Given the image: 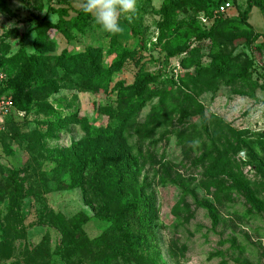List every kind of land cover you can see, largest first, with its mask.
Masks as SVG:
<instances>
[{
	"label": "rangeland",
	"instance_id": "rangeland-1",
	"mask_svg": "<svg viewBox=\"0 0 264 264\" xmlns=\"http://www.w3.org/2000/svg\"><path fill=\"white\" fill-rule=\"evenodd\" d=\"M164 0H136V11L121 20L118 34L104 32L90 19L82 32L71 31L67 37L54 28H46L50 45H42V54L55 58L62 51L76 53L88 46L102 51L103 65L115 55V46L134 51L113 74L106 89L87 91L69 80L58 82L57 93L46 101L53 113L46 116L37 109V100L28 111L12 110L0 128V237L6 251L0 264H151L143 248L137 253L126 250L123 231L109 220L106 202L97 192L95 172L85 169L81 180L73 181L70 167L59 162L56 150L69 148L85 138L78 124L67 123L56 138L46 136L48 119L55 115H76L92 128L113 125L102 111L116 106L117 86H129L142 73L154 77L153 90L179 91L180 104L187 111L165 110L152 117L151 107L158 98L147 102L127 128L125 136L137 155V189L154 204L151 227L156 238L158 264H264V210L236 188L227 176L212 177L205 173L201 154L209 146L204 126L220 143V132L231 128L254 146L242 145L234 155L243 177L257 186V196L264 201V10L254 7L246 19L253 34L249 38L214 33L218 48L231 54L235 63L251 61L249 80H210L206 77L184 86L181 77L193 73L179 65L180 56L168 57L163 50L168 35L161 40V17L158 10ZM217 1V0H215ZM230 8L218 14L216 5L207 11L180 4L178 27L191 18L208 29L218 19L239 23L245 0H226ZM84 0H0V59L16 54L23 47L28 54L37 53L35 39L43 23H56V9L64 8L68 17L83 7ZM243 25V27H247ZM203 63L208 61L210 41L203 42ZM0 73L11 80L15 71L0 62ZM60 75L56 77L59 78ZM64 79V78H62ZM3 84V83H2ZM0 85V87L2 86ZM11 95L10 91H4ZM192 96L201 106L203 116L182 102ZM54 115V116H52ZM205 122V124H203ZM19 183V193L13 180ZM111 209V208H110ZM67 224L87 218L82 226L84 248H69L58 253L61 234L55 216ZM127 220L124 214L122 220ZM127 228L136 234L134 221Z\"/></svg>",
	"mask_w": 264,
	"mask_h": 264
},
{
	"label": "trees",
	"instance_id": "trees-1",
	"mask_svg": "<svg viewBox=\"0 0 264 264\" xmlns=\"http://www.w3.org/2000/svg\"><path fill=\"white\" fill-rule=\"evenodd\" d=\"M226 0H164L158 13L161 17V37L167 34L166 43L163 50L168 57L180 56L179 65L188 70L193 69V73H185L182 78L184 86L187 83L197 84L201 78L210 80L229 78V80H249L251 76V64L249 61L245 65L235 63L231 54L223 53L218 48V43L214 38V33L231 34L242 36L255 41L260 34H253L246 25V19L254 7L264 10V0H245V9L239 13L240 22L236 23L228 19H218L211 27L203 29L197 19L191 18L188 22L179 26L176 17L180 11V4L187 3L198 9L207 11L209 6L218 7ZM83 7L76 11L75 16L67 18L68 13L64 8L56 9L58 20L56 23H43L35 39L37 53L28 54L23 47L11 57L0 59V62L7 63L15 71L13 79L6 80L0 87V94L10 91L14 109L17 111H28L37 100L43 99L44 104L37 109L46 116H50L53 110L47 103V99L58 92L60 84L57 83L69 80L80 89L94 91L106 89L113 74L118 72L125 62L130 58H135L134 51L120 45L115 46V39L112 38L113 51L115 52L109 65H103L102 51L93 46H88L82 51L70 53L62 51L55 58L46 57L42 54L41 44L50 45L51 41L46 37V28H54L59 34L67 37L71 31L82 32L88 21L92 19L90 14H86ZM243 25L247 27H243ZM210 41L207 51L208 61L203 63L204 46L203 42ZM264 48V40L258 45ZM42 51V52H41ZM60 75L59 78L56 76ZM64 78V79H62ZM155 80L154 77L144 73L140 74L132 85H118L116 95V106L106 107L103 113L114 121L113 125L92 128L86 121L74 115H55V119L46 121L48 127L46 136L56 138L57 133L66 126L67 123L78 124L85 132V138L72 144L69 148L56 150L60 164L69 166L71 178L77 183L81 180V174L85 169H92L95 172V181L98 194L103 197L110 212L109 220L116 228L123 231V239L126 250L137 253L138 248H143L152 254L151 264L157 263L156 238L151 227L154 219V204L150 196L140 192L137 181V155L135 149L129 144L125 133L133 122L137 113L147 102H152L158 98L157 103L151 107L152 117H157L160 113L165 114V110L179 112L181 116L188 113L180 104L179 91H158L149 87ZM182 102H188L189 108L203 116L202 106L190 95H185ZM54 116V115H52ZM205 124V122L203 123ZM209 146L201 154L198 161L205 162V173L217 181V177L227 176L234 186L246 192L258 209L264 210V201L257 196V191L253 189L255 183L245 179L239 171L234 155L241 150L242 145L254 146V142H249L242 137V133L229 128L228 134L220 132L223 140H218L203 125ZM13 188L16 194L19 193V183L14 179ZM111 208V209H110ZM134 221L136 224L133 235L127 228L126 219ZM57 227L61 234V245L58 253L68 252L69 248H84L85 244L81 239L82 226L87 221L86 217L77 219L76 222H68L62 216H55ZM5 242L0 237V253H5ZM112 258L106 257L105 264H112Z\"/></svg>",
	"mask_w": 264,
	"mask_h": 264
},
{
	"label": "clouds",
	"instance_id": "clouds-1",
	"mask_svg": "<svg viewBox=\"0 0 264 264\" xmlns=\"http://www.w3.org/2000/svg\"><path fill=\"white\" fill-rule=\"evenodd\" d=\"M93 17L104 32H121V20L129 19L136 11V0H84L83 9Z\"/></svg>",
	"mask_w": 264,
	"mask_h": 264
},
{
	"label": "built area",
	"instance_id": "built-area-1",
	"mask_svg": "<svg viewBox=\"0 0 264 264\" xmlns=\"http://www.w3.org/2000/svg\"><path fill=\"white\" fill-rule=\"evenodd\" d=\"M230 8L229 2H222L217 7L218 14H225ZM6 76L0 73V85L6 81ZM3 85V84H2ZM14 110V105L11 95L0 94V128L4 119Z\"/></svg>",
	"mask_w": 264,
	"mask_h": 264
}]
</instances>
